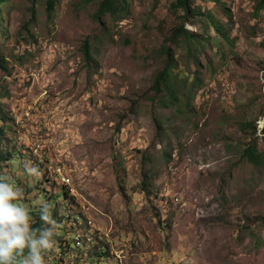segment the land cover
Returning a JSON list of instances; mask_svg holds the SVG:
<instances>
[{"label":"rangeland","instance_id":"374dc122","mask_svg":"<svg viewBox=\"0 0 264 264\" xmlns=\"http://www.w3.org/2000/svg\"><path fill=\"white\" fill-rule=\"evenodd\" d=\"M181 1L0 6V184L44 264H264V0Z\"/></svg>","mask_w":264,"mask_h":264},{"label":"clouds","instance_id":"9594fccd","mask_svg":"<svg viewBox=\"0 0 264 264\" xmlns=\"http://www.w3.org/2000/svg\"><path fill=\"white\" fill-rule=\"evenodd\" d=\"M30 173L36 172L28 168ZM40 176V173H36ZM16 193L7 185L0 184V264H27V261L13 262L14 251H21L27 246L31 253V264H44L39 253L40 248L50 247L47 239L36 240L28 233V217L25 210L11 203ZM43 219L48 220V215ZM45 235H48L45 233Z\"/></svg>","mask_w":264,"mask_h":264},{"label":"trees","instance_id":"16d2710c","mask_svg":"<svg viewBox=\"0 0 264 264\" xmlns=\"http://www.w3.org/2000/svg\"><path fill=\"white\" fill-rule=\"evenodd\" d=\"M5 0H0V6L2 3H4ZM58 0H47V11L51 12L53 11L56 3ZM177 3L179 6L184 7V3L181 0H177ZM116 4V0H103L100 8L101 13H110L113 10L114 5ZM161 82H165L164 79L159 78V80L156 81L157 87ZM243 159L247 160L250 164L257 165V156L256 152L252 147H249L246 151L243 152ZM28 219H30V214L26 213ZM29 223V221H28ZM33 239L38 240L43 234V228L41 222H37L35 224H32L29 228V233H28ZM32 253L30 249L26 246L22 252L17 250L14 251V257L12 258L13 262H21L27 259L29 256H31Z\"/></svg>","mask_w":264,"mask_h":264},{"label":"built area","instance_id":"2783aa9c","mask_svg":"<svg viewBox=\"0 0 264 264\" xmlns=\"http://www.w3.org/2000/svg\"><path fill=\"white\" fill-rule=\"evenodd\" d=\"M67 184V183H66ZM90 224V223H89ZM77 245H80V243H79V241H77V243H76Z\"/></svg>","mask_w":264,"mask_h":264}]
</instances>
